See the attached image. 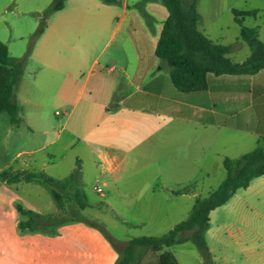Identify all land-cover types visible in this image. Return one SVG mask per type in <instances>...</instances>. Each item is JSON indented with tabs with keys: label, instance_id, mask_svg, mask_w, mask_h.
Wrapping results in <instances>:
<instances>
[{
	"label": "crops",
	"instance_id": "crops-1",
	"mask_svg": "<svg viewBox=\"0 0 264 264\" xmlns=\"http://www.w3.org/2000/svg\"><path fill=\"white\" fill-rule=\"evenodd\" d=\"M146 1L150 13L159 16L156 29L129 7L128 0L117 3L118 12L108 9L116 19L114 29L124 28L134 46L135 72L129 73L122 66L119 76L109 67L110 75H92L90 83L87 76L79 84L71 74V85L61 92L64 99L71 92V128L67 130V137L72 139L73 145L78 143L83 147L88 167L95 168L92 190L101 189L96 192L107 206L116 208L122 224L145 228L150 231L146 236H156L187 217L195 198L200 196L198 189L210 176V165H218L219 160L222 164L223 158L229 157L218 147L221 137L238 132L243 138L255 135L264 142V69L250 75L210 73L205 89L178 91L171 84L168 72L163 71L164 65H160L154 55L166 9L163 6L164 11L156 1ZM135 4L140 9L137 2ZM44 60L55 62L61 58L50 59L45 55ZM23 88L20 75L14 93L19 111L22 107L18 99L20 92L21 100L28 106L40 107L34 93ZM80 100L82 106L74 112ZM111 103L115 106L110 107ZM69 118L70 115L66 122ZM61 130L63 128L60 133ZM47 132L44 129L41 134ZM60 133L40 148L55 144L61 138ZM70 146L67 140L65 147ZM36 164L40 165L37 169ZM76 165L67 167L69 174ZM48 166L45 158L40 162L30 159L22 161L17 168L0 166V172L45 171L46 175L60 179L55 170L46 172ZM79 171L81 177V166ZM24 184L36 183L0 180V264L115 263L117 243H125L130 238H117L91 220L63 223L54 233L19 230L21 216L16 203L43 214L19 196L18 189ZM184 185H189L190 189L177 194L171 192ZM153 202L164 206L161 220L164 219L166 226L158 225V221L152 223L148 218ZM90 205L97 209V203ZM163 227L167 230L158 232ZM173 245L161 251L174 255ZM250 254L258 257L252 264H264V248Z\"/></svg>",
	"mask_w": 264,
	"mask_h": 264
},
{
	"label": "rangeland",
	"instance_id": "rangeland-1",
	"mask_svg": "<svg viewBox=\"0 0 264 264\" xmlns=\"http://www.w3.org/2000/svg\"><path fill=\"white\" fill-rule=\"evenodd\" d=\"M149 1H156L164 9L161 0ZM136 2L140 9L136 7ZM147 2L128 0L129 7L147 25L156 29L160 23L159 16L150 13L146 8ZM51 3L52 0H0V42L6 45L11 56L26 57L21 74L25 85L23 89L26 92L32 91L40 104V107L28 106L21 100L20 92L18 99L22 107L19 114L23 121L18 125L11 124L7 113L0 112V166L17 168L22 161L34 159L40 162L45 158L49 164L46 172L55 170V174L64 179L69 174L67 167L72 168L76 163L83 170L81 177L79 173L77 186L84 192L88 203L98 205L97 209L87 206L78 215L91 220L117 238L144 236L150 231L122 224L119 219L121 215L116 208L107 206L105 199L92 190L95 168L88 167L83 147L78 143L73 145L72 139L67 137V130L71 128V92L65 99L61 92L65 86L71 85V74L75 77L74 82L79 84L87 76H90V83L92 75H110L109 67L113 74L119 76L122 75V66L129 73L135 72L137 63L134 46L124 28L114 29L116 19L108 10L111 8L115 13L120 7L118 4H105L101 0H66L62 9L48 15L45 29L29 49L31 36L39 19ZM196 8L200 14L197 28L212 41L226 45L227 56L232 61L242 62L250 55L249 46L241 39L240 24L236 22L233 10H256L254 15L239 18H242L241 24L244 26L258 27V37L264 43V0H197ZM45 55L50 59L60 56L61 60L45 61ZM158 66L159 64L154 68L157 69ZM163 71L168 72L166 65ZM82 103L80 100L76 104L74 112L81 108ZM68 115L70 118L66 122ZM44 129L48 130L46 135L41 134ZM58 133L61 136L59 141L40 148ZM67 140L71 142L70 147H65ZM258 144L264 145V142L255 135L243 138L236 132L221 137L218 147L226 156L235 158ZM34 166L37 169L40 165ZM224 175L221 160L218 165H210V176L198 189L199 195L206 196L216 188ZM65 192L67 190L63 191ZM18 194L45 215L57 211L58 216L53 221L69 220L77 213L69 205H64V211H58L49 191L40 184H24L18 189ZM138 207L141 208V205L138 204L136 208L139 209ZM150 209L152 212H149L151 214H148V218L152 223L158 221V225L166 226L164 219L161 220L164 206L153 202ZM163 228L158 232L167 230ZM204 237L206 254L191 241L174 244L172 252L179 262L252 264L258 259L250 252H260L264 248V175L253 178L247 187L238 189L225 204L213 209ZM123 245L124 243H117L119 248ZM156 257V252L147 251L142 264L154 263Z\"/></svg>",
	"mask_w": 264,
	"mask_h": 264
},
{
	"label": "trees",
	"instance_id": "trees-1",
	"mask_svg": "<svg viewBox=\"0 0 264 264\" xmlns=\"http://www.w3.org/2000/svg\"><path fill=\"white\" fill-rule=\"evenodd\" d=\"M106 4H117L121 0H101ZM66 0H52L40 19L31 36V45L43 32L48 15L62 9ZM167 15L160 29L154 55L160 65H166L171 84L181 92L198 91L207 87V76L222 74H255L264 69V43L258 37V27H247L241 24L243 16L254 15L256 10H233L237 23L240 24L241 39L249 46L250 55L242 62H233L227 56L228 47L209 39L198 28L200 14L197 11V0H161ZM146 16V13L143 12ZM26 57L16 58L9 54L4 43L0 42V112L7 113L9 121L18 125L21 121L19 107L14 93L22 74ZM115 104L111 103L110 107ZM224 178L208 192L206 196H198L184 220L176 223L167 232L156 236H139L130 238L122 247H117V258L114 264H142L147 251L156 252V261L151 264H179L169 251H161L163 247L191 241L201 252L207 253L205 231L209 227V212L225 204L240 188H245L255 177L264 175V145H257L252 150L236 158L224 157ZM79 166L64 179H54L41 171L0 172V180L8 183L29 182L43 185L56 203L58 211H64L69 205L77 213L69 220L53 221L54 214H41L24 208L16 203L21 216L19 230L56 232L57 226L75 220H86L78 212L89 206L84 192L77 186ZM189 185L171 189L174 194L187 191ZM67 192L63 193V191Z\"/></svg>",
	"mask_w": 264,
	"mask_h": 264
},
{
	"label": "built area",
	"instance_id": "built-area-1",
	"mask_svg": "<svg viewBox=\"0 0 264 264\" xmlns=\"http://www.w3.org/2000/svg\"><path fill=\"white\" fill-rule=\"evenodd\" d=\"M95 190L98 192L101 191V189L99 187H95Z\"/></svg>",
	"mask_w": 264,
	"mask_h": 264
}]
</instances>
